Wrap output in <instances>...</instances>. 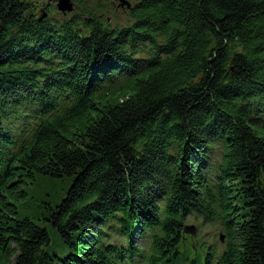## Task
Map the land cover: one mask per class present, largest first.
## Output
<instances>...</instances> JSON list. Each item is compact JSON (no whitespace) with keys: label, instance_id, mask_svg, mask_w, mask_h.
Returning a JSON list of instances; mask_svg holds the SVG:
<instances>
[{"label":"trees","instance_id":"16d2710c","mask_svg":"<svg viewBox=\"0 0 264 264\" xmlns=\"http://www.w3.org/2000/svg\"><path fill=\"white\" fill-rule=\"evenodd\" d=\"M72 1L0 0V264H264V0Z\"/></svg>","mask_w":264,"mask_h":264},{"label":"rangeland","instance_id":"374dc122","mask_svg":"<svg viewBox=\"0 0 264 264\" xmlns=\"http://www.w3.org/2000/svg\"><path fill=\"white\" fill-rule=\"evenodd\" d=\"M104 4L109 8L110 10V15H109V21H114L117 20L119 22H127L129 20V16H128V9L126 6L122 7L119 5V0H103ZM40 4L42 5V8L47 5L48 9L51 12V18H57V19H61L63 18V16L67 17L68 15H71L72 12L64 14L62 12H60L57 9V4H58V0H40ZM39 8L38 14H41L40 12L43 9ZM46 13V12H44ZM48 15V13H47ZM220 160V156L217 150H214V153L212 155V162H211V167H210V174L212 177H215V170H213V166L218 165ZM214 171V172H213ZM43 185H46V183H44L43 181L40 182ZM65 189V184H61L58 188H56V190L51 192V202L56 203L58 201V199L63 195V190ZM32 210L28 213L31 214ZM201 222V220H200ZM201 228L199 229L197 226V223L193 220H189L187 222V225H194L196 230L195 233L192 234L194 236V238H196V240L202 241V239H205L204 241L206 242V245H213L216 249H218L219 251L223 250L224 246H225V238L222 240L221 237L222 235L224 236V234L221 232L220 226L217 225V223H213V222H201ZM199 234V235H198ZM118 238L121 239V241H123V243H126L125 240L123 238H121V236H118ZM136 242L138 244H142V240L140 239L139 234L136 236Z\"/></svg>","mask_w":264,"mask_h":264},{"label":"water","instance_id":"95a60500","mask_svg":"<svg viewBox=\"0 0 264 264\" xmlns=\"http://www.w3.org/2000/svg\"><path fill=\"white\" fill-rule=\"evenodd\" d=\"M119 5L124 7L126 6L128 9L131 7V3L128 0H119ZM74 2L72 0H58L57 9L64 13H70L74 10ZM47 16V13H44L43 16L40 17V19H43ZM195 226L194 225H187L185 227V231L188 233H195ZM221 239H224V236L222 235Z\"/></svg>","mask_w":264,"mask_h":264}]
</instances>
